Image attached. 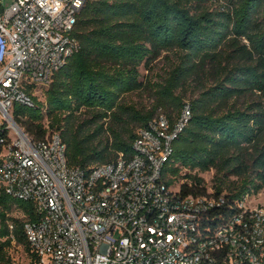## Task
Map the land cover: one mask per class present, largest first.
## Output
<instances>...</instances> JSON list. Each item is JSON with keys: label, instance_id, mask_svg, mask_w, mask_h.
<instances>
[{"label": "trees", "instance_id": "obj_1", "mask_svg": "<svg viewBox=\"0 0 264 264\" xmlns=\"http://www.w3.org/2000/svg\"><path fill=\"white\" fill-rule=\"evenodd\" d=\"M214 1L87 0L73 32L79 50L55 74L45 100L37 98L34 107L17 105L14 115L35 139L59 131L69 165L91 170L120 153L132 156L138 129L148 126L159 107L180 114L186 102L177 91L211 62L216 83L189 101L191 118L173 140L163 168L169 185L177 183L184 167L215 169L211 195L224 200L201 214L207 233L235 216L246 196L264 188V99L236 101L249 92L264 94V0H226L211 9L208 2ZM174 49L184 58L157 84V102L149 109L128 102L126 94L145 86L140 66ZM167 114L173 122L175 115ZM186 177L190 180L179 184L182 195L208 193L203 176ZM14 207L36 218L31 200L3 194L1 236L9 233L7 212ZM25 219L15 218L14 234L31 253ZM9 243L10 238L0 242L4 264L10 262Z\"/></svg>", "mask_w": 264, "mask_h": 264}, {"label": "built area", "instance_id": "obj_2", "mask_svg": "<svg viewBox=\"0 0 264 264\" xmlns=\"http://www.w3.org/2000/svg\"><path fill=\"white\" fill-rule=\"evenodd\" d=\"M86 2L13 0L5 7L1 0L0 206L3 194L36 206V218L24 220L28 264H264V203L249 206L246 196L235 216L207 233L200 216L223 195H211L209 186L207 194L184 196L163 179L173 140L191 118L189 101L173 122L161 112L139 128L132 156L120 153L91 170L69 165L59 131L35 139L16 121L17 105L45 100L79 50L73 32ZM12 210L9 233L0 235V242L10 238V261L26 249Z\"/></svg>", "mask_w": 264, "mask_h": 264}, {"label": "rangeland", "instance_id": "obj_3", "mask_svg": "<svg viewBox=\"0 0 264 264\" xmlns=\"http://www.w3.org/2000/svg\"><path fill=\"white\" fill-rule=\"evenodd\" d=\"M13 0H2V3L5 7L11 5ZM226 0H218L214 2H208V6L211 9H219L222 5L226 4ZM184 52L178 49L174 50H163L162 53L155 58L153 61L150 62L149 65H141V80L145 83V86L138 91L131 92L125 95V99L137 105L139 108H151L157 102V84L164 82L165 78L169 75L170 70L177 64H179L183 60ZM243 61V60H242ZM226 62H224L225 64ZM215 76H217L215 72V67L212 63H208L204 69H201L199 73H196L185 84L177 91L178 93L182 94L184 102H188L193 98L197 97L200 94V91L203 90L205 86H209L211 84H215ZM264 99V94L262 91L257 92H249L245 96H241L236 99L238 104H247L251 101H259ZM161 112L172 113L175 115L172 110L167 111L163 107H159L157 110V114ZM87 112H84L83 115L85 116ZM195 174L198 173L199 175L203 176L206 180V184L208 186H213L214 181L213 177L215 175V169L212 168L208 171L201 172L198 169H189V168H182L181 174L177 179V183L175 186L181 184V182H188L190 180L189 177H186V174ZM233 180H237V177L231 176ZM226 192V191H225ZM248 199L245 201L249 206H256L261 205L264 203V188L261 189L258 193H254L248 195ZM14 216H17L20 220L25 219V215L21 209L15 207L12 210ZM31 254L28 252L27 249L20 250L16 254V259L10 261L8 264H28L29 258Z\"/></svg>", "mask_w": 264, "mask_h": 264}, {"label": "water", "instance_id": "obj_4", "mask_svg": "<svg viewBox=\"0 0 264 264\" xmlns=\"http://www.w3.org/2000/svg\"><path fill=\"white\" fill-rule=\"evenodd\" d=\"M2 11V4H1V0H0V12Z\"/></svg>", "mask_w": 264, "mask_h": 264}]
</instances>
